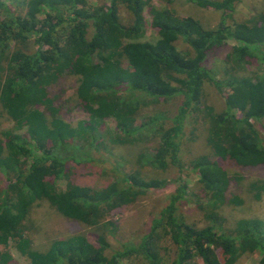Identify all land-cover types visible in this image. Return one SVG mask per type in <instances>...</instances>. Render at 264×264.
<instances>
[{
  "label": "trees",
  "instance_id": "16d2710c",
  "mask_svg": "<svg viewBox=\"0 0 264 264\" xmlns=\"http://www.w3.org/2000/svg\"><path fill=\"white\" fill-rule=\"evenodd\" d=\"M191 1L220 10L223 21L206 28L192 16L155 8L150 0H95L94 5L87 0H11L14 6L0 0V114L14 123L0 130V173L7 182L0 188V245L12 242L29 264H117L133 254H141L145 264H159L157 251L146 241L162 231L177 250L170 264H235L244 254L258 256V264H264V222L239 218L227 226L215 210L225 200L229 182L222 168L225 160L264 166V137L255 126L264 120V9L236 20L233 11L239 0ZM120 6L127 10V24L120 21ZM146 7L158 34L154 42L140 40ZM229 41L233 45L225 61L231 72L216 80L203 63ZM65 74L76 77L75 97L98 129L104 118L115 120V144L134 143L135 134L149 129L143 121L136 124L142 107L181 97L172 124L155 129L157 144L138 159L143 157L157 171L175 167L181 173L173 180L176 187L141 242L123 245L110 257L104 253V235L98 234L97 245L79 234L55 239L44 250L31 248L30 239L22 236L36 200H47L68 219L97 226L113 209L170 181L138 168L114 166L112 180L100 187L68 179V158L55 153L79 140L75 129L57 115L49 95V86ZM206 81L227 89L221 112L209 105L203 106L204 113L197 109L196 117L208 124L210 150L189 160L198 174L190 192L207 196L197 205L207 223L196 226L175 214L180 201H190L189 187L181 181L187 175L182 174L179 137L189 111L201 104ZM61 180L63 187L57 184ZM250 186L264 190V182ZM260 195L255 191L256 199ZM233 200L242 203L239 197ZM13 261L9 251H0V264Z\"/></svg>",
  "mask_w": 264,
  "mask_h": 264
},
{
  "label": "rangeland",
  "instance_id": "374dc122",
  "mask_svg": "<svg viewBox=\"0 0 264 264\" xmlns=\"http://www.w3.org/2000/svg\"><path fill=\"white\" fill-rule=\"evenodd\" d=\"M87 1L90 5L95 3V0ZM6 2H10L14 6L11 0H6ZM150 2L155 8H169L178 15L192 16L206 28L216 27L223 21L220 10L201 7L191 0H170L169 3L162 0H150ZM263 9L264 0H239L233 11V17L236 20H242L260 13ZM148 11L149 9L146 7L144 10V34L140 40L154 42L158 38V34L152 26ZM119 17L122 23L127 24L129 22L127 10L122 6L119 8ZM88 34H91V28H89ZM232 45L233 42L229 41L227 45L217 49L214 54H209L203 63L216 80H221L226 75V71L231 72L225 57ZM177 47L184 48L180 41L177 42ZM31 48H33L32 45ZM260 66L262 68V65ZM258 70H260L259 66ZM76 85V77L65 74L49 86V95L52 96V105L58 110L57 115L75 129V135L79 140L61 145L55 153L68 158L67 169L71 171L68 179L82 185L100 187L112 180L114 176L112 166H114L123 171L138 168L144 175L164 177L170 179V181L163 188L152 189L144 195L138 196L127 205L113 209L106 216L104 222L97 226H88L77 220L68 219L62 216L47 200H36L24 220L26 226L22 236L30 239L29 245L31 248L44 250L55 239H63L79 234L84 235L88 241L97 245L96 237L98 234L104 235L108 243L105 246L104 253L107 257H110L115 251L122 250L123 245L131 246L141 242L143 236L150 231L154 219L160 216V211L168 203L169 196L176 187V180H173L181 173L175 167L170 166L166 171H157L149 167L147 160L143 157H147L146 154L151 151V146L157 144L159 134H154L155 129L161 124H164L165 127L172 124L170 118L176 113L181 103V97L142 107L137 115L136 124L143 121V123L151 125L149 129H144L135 134L134 143L115 144L111 141V137L116 132L115 120L112 117L104 118L98 129V125L93 123L88 113L76 99ZM226 89L224 91L218 90L209 81H206L199 108L189 111L180 132L179 154L185 163L182 174L187 175L181 181L189 187L186 198L190 201H180L177 204L175 214L187 223L196 226L207 223L204 210L197 206L205 203L207 196H197V192H190L194 187L193 185H196L195 181L198 180V174L191 169L189 160L210 150L206 141L208 124L206 121L203 122L199 119V116L196 117L197 109L204 113L203 106L209 105L214 108V112H221L224 108L223 96ZM155 115H158L157 119L152 120L153 117L156 118ZM263 125L264 120L261 123H255L262 137H264ZM12 127H14L13 120L8 119L5 114H0V130ZM95 127L98 131L96 129L94 131ZM153 127L156 128L152 129ZM141 154H143V157L139 161V155ZM222 168L225 170L229 182L225 190V200L218 204L215 210L223 217L225 224L232 226L234 221L239 218L253 217L264 222V190H254L250 186L251 182H264V166H243L232 160H225L222 163ZM238 176H241V179ZM6 184L4 176L0 173V188H4ZM57 184L63 187L65 181H58ZM255 191L261 193L258 199L254 196ZM234 196L241 198L242 203L232 202ZM146 242L152 246V249L157 251L160 258L159 264H170L176 257V246L169 236L163 235L162 231ZM3 250L10 252L14 260L13 263L29 264L28 257L21 254L12 242L8 246L0 245V251ZM258 259V256L244 254L235 264H258ZM145 262L146 260L141 254H133L119 259L117 264H145Z\"/></svg>",
  "mask_w": 264,
  "mask_h": 264
}]
</instances>
